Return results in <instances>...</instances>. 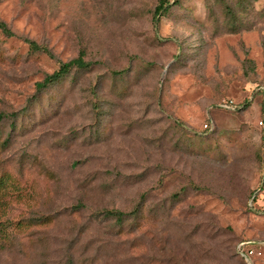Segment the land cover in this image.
Here are the masks:
<instances>
[{"label":"rangeland","instance_id":"rangeland-1","mask_svg":"<svg viewBox=\"0 0 264 264\" xmlns=\"http://www.w3.org/2000/svg\"><path fill=\"white\" fill-rule=\"evenodd\" d=\"M157 4L0 0V264H264V0Z\"/></svg>","mask_w":264,"mask_h":264},{"label":"trees","instance_id":"trees-1","mask_svg":"<svg viewBox=\"0 0 264 264\" xmlns=\"http://www.w3.org/2000/svg\"><path fill=\"white\" fill-rule=\"evenodd\" d=\"M173 2H175V0H173ZM167 6H169L168 0H158V4L154 7L153 15H152L154 22H157V18L155 16L163 13L166 10ZM0 32L4 36H7V37L15 36V34L9 29V27L4 22H2L1 20H0ZM22 41H24L26 43L27 47L31 51L42 52L50 58L53 57L52 54L50 53V51L45 46L39 45L35 41L27 39V38H22ZM90 65H91L90 62L85 61L83 59V53L79 52L76 57H74L68 61H65V62L57 61V68L54 71H52L50 74H46L42 78L41 81L36 82L35 87L37 90L43 89L51 83L60 81L62 78H64V76L71 69L85 70V69L89 68ZM260 88H259V91H263V89H260ZM245 105H246V102L242 103L241 106L239 107V109L240 108L243 109L245 107ZM2 118H3V114H0V121L2 120ZM202 130L203 131H209V129H202ZM252 193H254V194L249 200V206H251V208L254 211L260 210L259 204L257 203L258 202L257 198H258L259 193H256L255 191H253ZM104 213L106 214V216H111V217L115 216L116 219H119V220L125 216L124 213L117 211V210H106ZM0 235L4 241H8L7 227L6 226H2L0 228ZM241 241H246V240H241ZM241 241H239V242H241ZM252 245L256 246V244H252ZM238 257L242 261V263L246 264V262L242 259V257H240L239 255H238ZM253 263H254V259H253Z\"/></svg>","mask_w":264,"mask_h":264},{"label":"built area","instance_id":"built-area-1","mask_svg":"<svg viewBox=\"0 0 264 264\" xmlns=\"http://www.w3.org/2000/svg\"><path fill=\"white\" fill-rule=\"evenodd\" d=\"M219 107L225 108V109H234L236 105L232 103L231 101H222L220 104H218ZM211 126L207 123L203 124V129H210ZM259 209L264 212V202L259 203ZM252 244H256V246H253ZM260 245V242H252V241H241L237 244L236 252L242 259L246 262V264H254L253 258L255 255L257 256L260 252L257 251V246Z\"/></svg>","mask_w":264,"mask_h":264}]
</instances>
